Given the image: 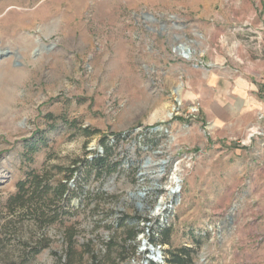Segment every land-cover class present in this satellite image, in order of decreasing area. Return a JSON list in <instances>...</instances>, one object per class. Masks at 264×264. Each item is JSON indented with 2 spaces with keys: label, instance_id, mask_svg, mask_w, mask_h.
Listing matches in <instances>:
<instances>
[{
  "label": "rangeland",
  "instance_id": "obj_1",
  "mask_svg": "<svg viewBox=\"0 0 264 264\" xmlns=\"http://www.w3.org/2000/svg\"><path fill=\"white\" fill-rule=\"evenodd\" d=\"M30 170L71 194L8 206ZM159 201L165 250L264 264V0H0V264H66L69 236L76 263L130 262L117 222Z\"/></svg>",
  "mask_w": 264,
  "mask_h": 264
},
{
  "label": "trees",
  "instance_id": "obj_2",
  "mask_svg": "<svg viewBox=\"0 0 264 264\" xmlns=\"http://www.w3.org/2000/svg\"><path fill=\"white\" fill-rule=\"evenodd\" d=\"M82 133L84 137H89L93 135V133L87 129L83 130ZM35 151H36V147L34 145L27 148L26 153L24 154V157L27 158V161H31L29 160V155L34 153ZM88 163L103 168L106 165V156L96 157L95 159L89 161ZM73 172H74L73 169H70L68 171L67 179H70V177L73 175ZM16 188H17V192L15 193V195L10 196L6 201L8 206L14 205L16 203L19 204L20 206H23V202L21 201L23 200L25 195L29 193L28 191H31L29 193V196L37 194L38 197H41L43 194H46L49 191H51L53 198L59 200H64L68 195L71 194V191L66 182L64 183L60 182L55 186L49 185L48 181L43 180V178L38 176V174H36L32 170L27 172L25 179L20 180L16 184ZM56 217L57 215H55L51 221H54ZM141 220L142 218L139 216H135V217L123 216L117 222L118 227H124L128 229L126 233V237L123 240V243H126V241L131 242L133 244L132 245L133 251L136 247V244H134V240L136 236L142 231L141 229H138V224H137L140 223ZM130 223L131 224L134 223V224L131 225ZM150 232L151 233L149 239L152 243L158 242L162 245L168 244V238H167L169 232L168 228L156 224V226L154 227L152 226L150 228ZM112 243H113L112 241L108 243L109 248L113 245ZM199 243H200L199 241L198 242L195 241L193 242L194 246L182 245L169 250L164 249V261L162 264H195L194 258L197 254V247H199L200 245ZM46 247H47L46 244L41 245L40 247H33L30 249V255L35 256L40 253L41 249ZM124 247L125 246H123L122 244V249H124ZM68 249L69 250H68V257L66 264H82L80 262L76 263V260H74L71 236H69L68 238ZM124 261L125 260H121V263L130 264ZM88 264H105V262L103 259H98L97 255L92 254L90 263ZM146 264H158V263L149 260L147 261Z\"/></svg>",
  "mask_w": 264,
  "mask_h": 264
},
{
  "label": "built area",
  "instance_id": "obj_3",
  "mask_svg": "<svg viewBox=\"0 0 264 264\" xmlns=\"http://www.w3.org/2000/svg\"><path fill=\"white\" fill-rule=\"evenodd\" d=\"M180 181V180H179ZM171 179L169 185L165 188L162 195L175 196L180 192V184ZM147 191L138 192V197L144 198ZM166 196V195H165ZM159 201L155 205L152 204L149 209V215L143 217L140 221V229L142 230L137 236L136 249L134 250V256L129 260L130 264H146L147 261H153L158 264H162L164 261V249L165 246L156 242L152 243L149 239L150 228L153 226H163V222L167 221L168 217L172 213V204H160ZM143 247V248H142ZM135 257H137L135 259ZM124 264V263H122Z\"/></svg>",
  "mask_w": 264,
  "mask_h": 264
},
{
  "label": "crops",
  "instance_id": "obj_4",
  "mask_svg": "<svg viewBox=\"0 0 264 264\" xmlns=\"http://www.w3.org/2000/svg\"><path fill=\"white\" fill-rule=\"evenodd\" d=\"M211 94L212 96L208 97V99H206L205 97L203 98L205 99L203 101L204 107L206 108V110L211 111V117H215V119L218 117V119H216L218 122H224L227 120L232 121V118H234L237 114V105L234 106L230 103L217 101V92L215 89L212 90Z\"/></svg>",
  "mask_w": 264,
  "mask_h": 264
},
{
  "label": "bare ground",
  "instance_id": "obj_5",
  "mask_svg": "<svg viewBox=\"0 0 264 264\" xmlns=\"http://www.w3.org/2000/svg\"><path fill=\"white\" fill-rule=\"evenodd\" d=\"M177 52L179 53L180 56H182L185 59H189L191 57L190 50L184 46L178 47ZM180 90H181L180 88L177 89V92H180ZM167 116H170V114H167ZM173 181H175L176 183L180 182L179 179L175 176H173ZM177 185H179V184H177Z\"/></svg>",
  "mask_w": 264,
  "mask_h": 264
}]
</instances>
